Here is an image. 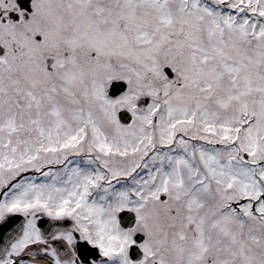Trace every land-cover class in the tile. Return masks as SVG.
Instances as JSON below:
<instances>
[{
    "label": "snow or ice",
    "instance_id": "obj_1",
    "mask_svg": "<svg viewBox=\"0 0 264 264\" xmlns=\"http://www.w3.org/2000/svg\"><path fill=\"white\" fill-rule=\"evenodd\" d=\"M0 264H264V0H0Z\"/></svg>",
    "mask_w": 264,
    "mask_h": 264
}]
</instances>
